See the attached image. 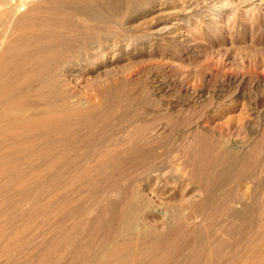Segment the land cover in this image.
<instances>
[{
  "label": "rangeland",
  "instance_id": "obj_1",
  "mask_svg": "<svg viewBox=\"0 0 264 264\" xmlns=\"http://www.w3.org/2000/svg\"><path fill=\"white\" fill-rule=\"evenodd\" d=\"M92 1L104 17L59 36L82 47L53 54L92 51L89 62L55 71L38 98H82L91 120L129 102L137 135L124 137L137 149L41 187L27 145L0 143V264H264V0ZM0 2L22 3L7 23L0 10L1 92L32 49L17 27L30 29L42 15L30 9L48 0Z\"/></svg>",
  "mask_w": 264,
  "mask_h": 264
},
{
  "label": "bare ground",
  "instance_id": "obj_2",
  "mask_svg": "<svg viewBox=\"0 0 264 264\" xmlns=\"http://www.w3.org/2000/svg\"><path fill=\"white\" fill-rule=\"evenodd\" d=\"M69 1L48 0V2H37L30 9V13H41L42 15L35 20L33 19V26L30 27L29 25L30 29L25 28V26L23 28L21 26V28L17 27L16 39L20 42L24 39L28 40L32 49L21 56L16 67L13 69L8 68L7 71L4 70V72L6 71L4 75L6 79L0 92V143L9 146L27 145L30 154L25 155L23 162L33 166L35 172L32 176L40 178L41 187L50 180H56L65 174H71L80 165L91 162L103 163L124 160L126 154H129L128 152L133 150V147L137 149L136 139L134 140L133 137L137 135L135 128L138 119L132 115V107L129 102L118 104L121 108L120 111H117V103L112 102L106 105L105 111H102L96 119L91 120L87 119V114L93 110L83 107L82 98L58 104L48 101L40 102L38 98V93L41 91L45 79L54 75L55 71H58V75L64 77L66 72L69 71L73 59L75 61L74 71L81 70L82 66L89 62L86 55L89 51H84L76 57L67 55L62 59L54 58L53 54L65 47L74 49L82 47V43L73 44L71 40L64 38L60 40V34L71 32L83 36L85 33L83 29L90 25L89 23L92 20L104 17L103 12L97 9L98 6L93 5L92 0ZM139 1L141 0H122V2ZM20 4L17 5L15 2L13 5L16 6H7L2 10L6 2H0V10L3 14L7 13L5 15L7 16L6 23L9 20L8 17L17 14L16 12L21 9ZM24 28L28 29V37ZM105 45L106 48L110 46L107 43ZM43 52H46L48 58L37 61L39 54H43ZM89 53L93 54L94 52L90 51ZM14 59L17 58L14 57ZM79 74V72L73 74L76 76V81L79 80ZM113 120H116V124L113 123ZM79 121L82 123V128L78 131L72 130L73 123ZM129 128H134V136L125 138L124 134ZM33 132L41 133L43 137H46V134L52 135L54 142L51 148H42L40 144L42 141H39L41 138L32 137L28 141L20 138L22 133ZM127 143L133 144V147L131 149L127 148ZM53 167L54 169H51ZM156 170L155 166H148L147 170L139 177L152 172L155 173ZM239 214L240 212L235 213V215Z\"/></svg>",
  "mask_w": 264,
  "mask_h": 264
}]
</instances>
